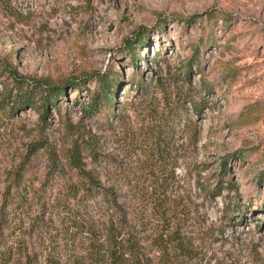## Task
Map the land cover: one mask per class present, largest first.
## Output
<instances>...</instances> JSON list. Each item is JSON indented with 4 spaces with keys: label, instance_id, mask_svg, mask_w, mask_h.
<instances>
[{
    "label": "rangeland",
    "instance_id": "rangeland-1",
    "mask_svg": "<svg viewBox=\"0 0 264 264\" xmlns=\"http://www.w3.org/2000/svg\"><path fill=\"white\" fill-rule=\"evenodd\" d=\"M103 76L112 105L90 115ZM16 83L37 105L62 92L43 116L1 99ZM151 132L173 145L209 264H264V0H0V205L18 188L6 210L27 239L63 231L51 203L77 180L74 140L127 171Z\"/></svg>",
    "mask_w": 264,
    "mask_h": 264
},
{
    "label": "trees",
    "instance_id": "trees-1",
    "mask_svg": "<svg viewBox=\"0 0 264 264\" xmlns=\"http://www.w3.org/2000/svg\"><path fill=\"white\" fill-rule=\"evenodd\" d=\"M16 85V93L5 87L1 99L13 103L12 108L28 105L40 109L43 116L47 105L62 92L60 85H52L37 105L22 85ZM101 85L100 93L85 107L90 115L102 104L107 109L112 105L110 79L103 76ZM184 97L186 94L178 97L176 104L182 105ZM151 134L138 142L133 151L139 149V164L127 171L119 169L112 153H99L74 140L67 164L76 171L77 180L58 192L51 203L62 208L56 212L65 215L63 231H38L36 245L31 235L27 239L25 231H19L15 212L6 210L20 194L18 188L11 193L14 187H8L0 205V264H209L198 234L186 229V218L195 203L179 181L173 145L160 132ZM82 148L95 162L112 166L103 175L87 168L80 157Z\"/></svg>",
    "mask_w": 264,
    "mask_h": 264
}]
</instances>
